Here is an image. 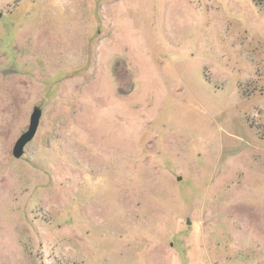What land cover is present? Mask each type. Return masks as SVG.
I'll return each instance as SVG.
<instances>
[{
    "label": "rangeland",
    "instance_id": "374dc122",
    "mask_svg": "<svg viewBox=\"0 0 264 264\" xmlns=\"http://www.w3.org/2000/svg\"><path fill=\"white\" fill-rule=\"evenodd\" d=\"M0 111V264H264L255 0H0Z\"/></svg>",
    "mask_w": 264,
    "mask_h": 264
},
{
    "label": "water",
    "instance_id": "95a60500",
    "mask_svg": "<svg viewBox=\"0 0 264 264\" xmlns=\"http://www.w3.org/2000/svg\"><path fill=\"white\" fill-rule=\"evenodd\" d=\"M42 115L43 110L40 107H35L31 114L30 125L27 131H25L19 137L14 145L13 156L15 159H21L24 156L26 147L33 141V139L37 135ZM179 180H182V178H179Z\"/></svg>",
    "mask_w": 264,
    "mask_h": 264
},
{
    "label": "trees",
    "instance_id": "16d2710c",
    "mask_svg": "<svg viewBox=\"0 0 264 264\" xmlns=\"http://www.w3.org/2000/svg\"><path fill=\"white\" fill-rule=\"evenodd\" d=\"M256 1V3L259 5V6H264V0H255ZM0 113H2L1 111H0ZM0 121H2V120H0Z\"/></svg>",
    "mask_w": 264,
    "mask_h": 264
}]
</instances>
